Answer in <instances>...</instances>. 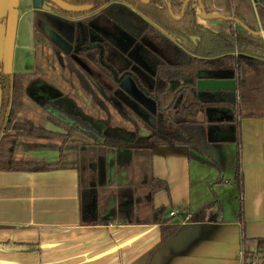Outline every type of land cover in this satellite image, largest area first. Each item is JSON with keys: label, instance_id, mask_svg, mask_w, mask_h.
<instances>
[{"label": "crops", "instance_id": "0c3cea01", "mask_svg": "<svg viewBox=\"0 0 264 264\" xmlns=\"http://www.w3.org/2000/svg\"><path fill=\"white\" fill-rule=\"evenodd\" d=\"M3 1L0 15L13 12L9 23L18 16L22 27L16 33L19 51L11 49L12 63L2 60L6 70H20L23 53L30 49L31 25L24 18L29 0ZM263 142L264 117L252 116L240 119L237 138L228 125L211 124L209 140L200 150L157 144L131 151L124 159L130 165L120 169L131 188L118 195L110 182L95 186L96 215L111 219L108 224L81 223L85 200L92 198L85 192L95 174L91 163L90 171L77 163L48 171H0V264H238L241 248L253 251L256 238L264 237ZM237 143L241 190L232 182ZM51 152L49 161H54L58 151ZM103 159L108 177L109 161ZM219 176L222 181L211 185ZM151 177L168 186L153 194L152 205L167 207L174 212L172 221L182 224L163 242L159 225L146 221ZM213 194L219 206L210 207L204 220L187 221L188 212ZM118 208L133 218L119 217Z\"/></svg>", "mask_w": 264, "mask_h": 264}, {"label": "trees", "instance_id": "16d2710c", "mask_svg": "<svg viewBox=\"0 0 264 264\" xmlns=\"http://www.w3.org/2000/svg\"><path fill=\"white\" fill-rule=\"evenodd\" d=\"M65 1L89 4L91 9L88 12H91L113 0ZM117 1L116 4L112 3L113 9L118 10L125 21L123 29L131 37L130 46L135 47V57L129 59V70L139 90L154 102V123H148L133 109L121 104L115 108L123 120L135 131L144 128L148 133L138 137L131 145L126 140L102 135L97 131L92 138L94 143L110 147L118 154V161L128 158L134 147L145 150L157 144H180L200 150L208 142L211 123L228 125L237 138L242 117H264V0ZM201 5L203 21L200 17ZM55 9L62 13L60 9ZM86 13L66 14L78 17ZM94 48L91 45L88 50L92 61L95 59ZM202 72L207 73L206 77L209 78L235 79L236 91H219L215 100H209L210 92L199 95L196 82ZM27 77L25 73L7 72L0 59V171H48L62 168L63 150L71 138L78 132L93 129L85 118L47 103L41 109L44 122L36 123L29 117L17 118V111L25 95ZM93 102L99 107L105 104V100L95 93ZM208 107L217 110L212 114V119L207 117ZM199 113L204 115L203 119L197 118ZM46 123L52 124L54 128H48ZM20 138L60 140L58 158L54 161L15 158L12 152ZM238 158L237 143L232 182L241 190ZM91 167L95 174L85 192L92 198L90 200L87 196L85 200L81 223L108 224L112 220L98 218L95 211V186L106 184L107 167L103 158L95 164L91 163ZM220 181L221 176L210 184ZM167 188L164 180L156 177L149 179V213L146 221L159 225L162 242L174 236L182 226L172 221L169 217L171 210L167 207L152 205L153 194ZM238 202L241 215V198ZM213 205L219 206L214 194L209 201L189 211L187 221L204 220L206 211ZM263 253L264 237H258L253 251L244 250V259L251 262Z\"/></svg>", "mask_w": 264, "mask_h": 264}, {"label": "flooded vegetation", "instance_id": "af4514ba", "mask_svg": "<svg viewBox=\"0 0 264 264\" xmlns=\"http://www.w3.org/2000/svg\"><path fill=\"white\" fill-rule=\"evenodd\" d=\"M62 1L67 2L65 0ZM117 2L119 1L107 2L102 7L91 12H88L91 9L89 4H75L88 5L89 8L80 11L87 12L86 14L72 17L66 13L75 11L62 10L51 0L28 1V10L25 11L24 18L31 25L28 39L30 49L27 51L24 46L27 53H23L24 59L22 60L25 63H22V69L5 70L10 73L28 74L26 84L30 83V85L25 86V94H28L33 102H37L36 106L40 110L47 103V105L51 104L60 109H66L79 117L85 118L79 112L65 108L60 102L62 96L56 92L52 85L54 79L63 81V79L67 78L66 74L68 75L69 73L76 76L77 84L80 85L79 88L84 92H88L87 87L92 86L94 89L93 93L97 97L106 100L111 106L116 107L121 104L128 106L123 102L125 101V95L119 85L121 79L125 77H131L134 80L129 70V59L130 57H135V47L130 46L132 44L131 37L123 29L125 21L120 16L119 11L113 9L112 3L116 4ZM55 8L60 9L62 13ZM10 14L11 12L1 14L0 19L2 17V20H0V24L4 26ZM16 18L19 21L18 16ZM17 21L16 23H18ZM26 42H24V45ZM91 45L95 47L93 53L94 61L90 59V54H88ZM12 48V52L17 54L19 48L17 47L16 36H14ZM22 52L24 51L22 50ZM55 57H59L58 62ZM80 58L96 68L99 74V77H96L97 79ZM43 63L45 65L44 73L41 70ZM55 64L58 67L57 72L53 69ZM52 77L54 79H51ZM103 78L110 79L113 85L105 82ZM81 89L79 90L81 91ZM88 121L90 125L92 124L95 132H101L92 121ZM116 156H118L117 153Z\"/></svg>", "mask_w": 264, "mask_h": 264}, {"label": "rangeland", "instance_id": "374dc122", "mask_svg": "<svg viewBox=\"0 0 264 264\" xmlns=\"http://www.w3.org/2000/svg\"><path fill=\"white\" fill-rule=\"evenodd\" d=\"M0 6L6 7L5 1L0 0ZM11 14L14 17V13L11 12ZM200 17L203 21L204 16L201 15V13ZM18 27H22V25L16 23V18H13V21L11 23H9L8 18L7 23L5 24L4 36L3 59L5 62L10 60V63H12L11 49L13 46V39L14 36H16ZM80 59L83 63L86 64V66L89 68V71L95 78L99 77L98 71L92 64L84 61L82 58ZM55 60L58 62L59 57H55ZM44 68L45 65L43 63L41 66L42 73L45 72ZM53 69L57 72L58 67L56 64L53 66ZM66 76L67 78L63 79V81H61L60 79H54V77L51 78L54 79L52 82L54 89L60 94V96H62V99H60L61 104L64 105L65 108H69V110L71 109L72 111L79 112L86 119L92 121L95 124L96 128L101 131L102 135L120 138L128 141L131 145H133L138 137L145 136L148 133L144 128L136 129L137 131H135L129 123L123 120V118L117 112L116 108L111 106L108 102H106V100L102 108L97 106L93 102L94 89L92 86H88V92H84L81 88H79L80 85L77 84L75 75L69 73L68 75L66 74ZM103 79L108 84L113 85L110 79ZM28 85H30V83L26 84V86ZM119 88L125 95L126 102L123 101L124 104H127L136 113H138L142 117H145L148 123H151L155 108L153 100L139 90L131 77H125L124 79H121ZM79 89H81L82 92ZM22 117L32 118L36 123L44 122L43 113H41L40 108L36 106L35 102H33L28 94L24 95L22 105L17 111V118ZM45 126L54 128L50 123H46ZM86 132H78L71 138V140L68 142L69 146L67 145L66 147H64L61 163L63 165L77 163L78 165H82L85 167V169L89 170V163L94 164L100 158H106L109 161V175L107 177L106 183L110 182L111 187L114 190L118 191V195L122 194L124 191L126 192L127 189L131 188L130 184H128L131 180L127 177V173L124 172L122 174L120 169H127L130 165L129 161L125 162V160L123 159L121 162H119V165H116V152L102 143H94L92 141V138L96 136V132L93 129L86 130ZM59 143V140L53 138H20L17 142V145L13 149L12 154L15 158L31 157L37 159H45L48 161L49 158L54 157L55 153L51 151L57 150ZM137 149L139 148L134 147L133 150L135 151ZM87 174L88 176H92L91 172H87ZM122 179H125V181H121ZM87 181L88 179L84 177L83 182L87 183ZM123 204H125V202H123ZM116 212L118 213L119 217H123L125 219L133 218V216L130 213H127L124 209L121 210L118 208Z\"/></svg>", "mask_w": 264, "mask_h": 264}, {"label": "water", "instance_id": "95a60500", "mask_svg": "<svg viewBox=\"0 0 264 264\" xmlns=\"http://www.w3.org/2000/svg\"><path fill=\"white\" fill-rule=\"evenodd\" d=\"M40 1V0H37ZM54 2L59 8L66 11H75L80 12L84 11L89 8L88 5H75L69 4L62 0H51ZM37 6V4H35ZM201 15H203V6L201 5ZM231 18V17H230ZM262 35V33H260ZM3 51H4V28L3 24H0V59H3ZM4 63V61L2 60ZM207 75V73H206ZM200 74V78L196 82V88L198 90L199 95H203L206 92H210L209 100H215L217 93L219 91H236L237 89V82L235 79L232 78H209ZM2 99V92L0 88V104ZM215 107H208L207 108V117L208 119L211 118L212 114L216 113ZM155 112V108H154ZM154 114V113H153ZM145 118V117H144ZM222 119V117H219ZM146 119V118H145ZM212 119V118H211ZM217 120V119H216ZM154 123V119L152 118L151 123ZM208 140H209V131H208Z\"/></svg>", "mask_w": 264, "mask_h": 264}, {"label": "built area", "instance_id": "2783aa9c", "mask_svg": "<svg viewBox=\"0 0 264 264\" xmlns=\"http://www.w3.org/2000/svg\"><path fill=\"white\" fill-rule=\"evenodd\" d=\"M174 212L170 211L169 215H173ZM244 248H241L238 256V264H264V253L261 256H256L251 262H246L244 259Z\"/></svg>", "mask_w": 264, "mask_h": 264}]
</instances>
